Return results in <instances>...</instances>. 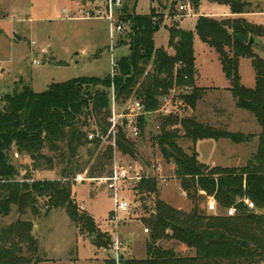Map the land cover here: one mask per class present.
<instances>
[{"label":"trees","instance_id":"1","mask_svg":"<svg viewBox=\"0 0 264 264\" xmlns=\"http://www.w3.org/2000/svg\"><path fill=\"white\" fill-rule=\"evenodd\" d=\"M165 0H151L163 8ZM198 10L203 0H187ZM225 5L236 15L264 12L262 2L252 0H208ZM136 5V4H135ZM135 7V6H134ZM172 11L176 3L169 7ZM129 53L116 61L115 74L105 77L82 76L52 83L37 92L30 85L4 93L0 109V264H39V238L34 233L37 218L53 209H63L82 234L88 233L95 246L108 249L112 235L102 230L95 218L75 201V177L98 178L112 173L115 152L135 158L138 150L125 125H118L112 145V94L118 107L132 100L144 105L146 114L162 107L171 92L195 109L207 88L197 86L196 35L214 47L230 81L229 91L236 106L251 112L261 127L258 148L245 165L211 166L199 160L197 143L202 139H229L241 143L248 137L241 132L214 127L195 116L160 114L162 123L156 136L164 160L175 165V176L182 191L192 199L190 211H183L160 197L156 176L145 175L135 195L146 203L155 195L151 214L143 218L150 232L146 257L121 254L119 264H262L264 261V58L248 43L249 37L264 35V27L244 17L218 19L201 15L195 30L179 22L168 26L167 47H156V34L163 27L165 14L151 10L128 14ZM172 50V51H171ZM250 58L256 73L255 87L242 83L239 67ZM189 87V90H185ZM146 114L137 118L141 134ZM94 134L93 139L89 138ZM193 143L188 151L181 138ZM14 154L28 155L30 163L21 176L12 162ZM60 168L57 178H36V172ZM214 197L223 213L210 214L202 207L206 197ZM253 206H249V203ZM235 209L230 215L229 210ZM17 217L5 221L7 215ZM174 240L194 250L180 255L162 242ZM107 264H117L114 257Z\"/></svg>","mask_w":264,"mask_h":264},{"label":"rangeland","instance_id":"2","mask_svg":"<svg viewBox=\"0 0 264 264\" xmlns=\"http://www.w3.org/2000/svg\"><path fill=\"white\" fill-rule=\"evenodd\" d=\"M260 1L252 0L257 4ZM62 2V0H0V109L4 105L2 101L4 93H13L26 85H30L37 92H43L52 83L65 82L72 78L112 75L114 67L112 58L117 61L119 57L129 53L131 23L127 17L133 10L139 14H146L153 9L159 14H165L163 27L156 35L158 47L168 44L167 27L179 22V15L187 14L186 10H180V5L187 4V0H165L166 5L163 8L156 3L152 5L151 0H124L119 11L120 21L124 23V32L114 38L117 40L112 52L109 20L104 16L84 14L86 10L92 11L95 1L83 0V11L74 13L75 16H79L78 18L67 16L64 11L65 4ZM173 3H176L174 11L168 8ZM261 6L264 7V4ZM188 10L193 15H188L181 20L180 24L183 28L195 30L194 23L199 16L228 13L229 7L203 0L200 9L195 11L190 3ZM257 11L254 13H259ZM216 18L226 19L227 17ZM250 18L257 22L252 23L264 27L263 13L251 15ZM259 39L264 43V35ZM195 46L200 78L207 86H213L214 90L207 89L208 93H205L206 96L198 102L195 109L179 102L176 96L178 91L171 92L162 100L160 110L146 114L144 133L141 134L140 130V134L135 135L131 128L125 126L129 138L137 146L138 155L132 158L120 151L115 152L114 155V160L124 165L138 166L142 168L145 175L156 176L160 182V197L183 211H190L193 203L190 196L182 191L180 181L175 176V165L164 160L160 147L156 143V136L161 131L160 114H166L165 111L168 108L181 118L195 116L198 120L214 127L241 132L248 137L247 141L241 143L231 142L225 138L215 141L199 140V160L213 167L245 165L249 157L257 151L258 134L261 132L256 117L251 112L236 106L235 98L229 91L230 81L225 76L216 49L206 45L198 35ZM255 51L264 58V48L262 50L255 48ZM240 73L244 86L255 87L256 73L250 58L241 59ZM124 108L125 106L115 105L116 112L121 116L125 113ZM125 121L132 126L137 123L136 118H126ZM179 144L188 151L193 150V143L184 137L179 140ZM30 161L26 154H14L12 157V162L21 169V176L26 173ZM59 176L60 168L36 172L35 175L36 178L42 179ZM76 184L73 188V197H77L75 201L95 213L102 228H108L110 212L113 213L116 210V205L107 186L89 180L82 183L76 182ZM121 196L132 204L130 212L119 211L118 225H111L110 231L102 230L109 232L113 240L119 237L123 241L121 251L128 257L145 258L150 232L146 231L143 218L151 214L155 195L147 198L146 203L140 199L139 195L129 190L121 192ZM208 202L207 196L202 201V207L208 213L224 212L219 208L215 212L209 210ZM16 217L12 213L4 220L9 222ZM34 231L40 239L41 256L48 259L41 264H106L107 257H114L113 244L108 249H99L93 244L88 233L80 232L63 209H53L50 213L43 214L35 224ZM162 244L167 248L173 247L183 256L194 253L193 249L174 240L163 241Z\"/></svg>","mask_w":264,"mask_h":264},{"label":"built area","instance_id":"3","mask_svg":"<svg viewBox=\"0 0 264 264\" xmlns=\"http://www.w3.org/2000/svg\"><path fill=\"white\" fill-rule=\"evenodd\" d=\"M95 6L92 7L91 10H86L84 14L86 16H104L106 19L110 22V32H111V38L112 42L110 44V50L113 52L115 49V41L117 39H114L116 36H119V34H122L124 32V23L120 21V15L119 11L122 8L124 4V0H94ZM262 4H264V0H261ZM190 7V3L187 2V4H181L180 10H186L187 14H181L179 15L181 17H185L188 15H192L190 11L188 10ZM264 13V12H263ZM112 62L114 64L112 76L115 74L116 70V59L112 58ZM186 91L189 90V87L184 88ZM175 92V91H174ZM112 103H113V110H112V118L110 119L112 124V133H113V141L112 145L115 146V137L117 135V128L118 125H125L128 126L133 130V134L139 135L140 130L139 127L136 124H129L126 123V118H138L140 115L146 114L144 111V105L140 103L138 100H132L125 106V113L123 116L118 114L115 109L116 105V98L114 97V93L112 94ZM179 102L182 104L184 103L183 100ZM185 104V103H184ZM166 114L174 113L172 111H169L167 108L165 111ZM165 114V115H166ZM123 117V118H121ZM94 134H90L89 138L93 139ZM145 176L144 171L142 168L138 166H132V165H124L123 163L114 160V165L112 168V173L109 175H104L102 177L98 178H89L82 174H77L75 177V181L77 182H84L85 180L89 181H97L99 184H103L107 186L109 189L111 195L114 197L116 210L113 212L115 213L114 216H112V221L115 222L116 225L119 223V211L123 212H130L132 208V204L125 198L121 196V192L125 190H129L135 194V189L142 180V178ZM249 203V201H247ZM137 204V203H136ZM135 206V204H134ZM249 206H252V203H249ZM217 207V203L214 199V197H209L208 202V208L209 210H215ZM235 209H230V214H234ZM146 231L149 232V229L146 228ZM113 250H114V259L116 260L117 264H119V259L122 254V246L123 241L117 237L113 241Z\"/></svg>","mask_w":264,"mask_h":264},{"label":"crops","instance_id":"4","mask_svg":"<svg viewBox=\"0 0 264 264\" xmlns=\"http://www.w3.org/2000/svg\"><path fill=\"white\" fill-rule=\"evenodd\" d=\"M63 2V4H65V6H64V11H65V14L67 15V16H71V18H78L79 16H75L74 15V13H81L82 11H83V8H84V2H83V0H62ZM219 5V4H218ZM201 7V6H200ZM200 9V8H199ZM261 13H263V12H261ZM261 13H254V12H249V13H245V14H242V15H236V14H233L231 11H230V8H229V12L228 13H223V14H215V13H212V15H208V16H214V17H219V16H225V17H227V18H229V17H233V16H238V17H244V18H247L249 21H251V22H255V23H257L256 21H254V20H252L251 18H250V16L251 15H260ZM264 14V13H263ZM193 15V14H192ZM187 16H185V17H181L180 18V22H181V20H184L185 18H186ZM196 25V22L194 23V26ZM193 30V29H192ZM158 34V33H157ZM156 34V35H157ZM196 37H197V35H196ZM196 37H195V40H194V46H195V44H196ZM155 45H156V47H158V45L156 44V37H155ZM207 45V44H206ZM162 47H167V48H169V46H168V44H167V46H162ZM195 49H196V46H195ZM172 51V50H171ZM243 59V58H242ZM241 61V60H240ZM196 62V61H195ZM196 65H197V62H196ZM240 69H241V62H240V67H239V72H240ZM197 70H198V65H197ZM240 76H241V73H240ZM242 77V76H241ZM196 79H197V86H200V87H205V88H207V89H209V90H214V87L213 86H207L206 84H205V82H203V80H202V78H200V73H199V70L197 71V76H196ZM242 80H243V77H242ZM209 90H207L206 91V94L208 93V91ZM206 94H205V96H206ZM211 140H213V139H211ZM215 141V140H214ZM199 143V142H198ZM197 143V151H198V144ZM199 158H200V156H199ZM80 183H82V182H80ZM77 185V184H76ZM90 194H91V192H90ZM74 197H76V196H74ZM77 198V197H76ZM81 206V205H80ZM81 208H83L85 211L87 210V208H84L83 206H81ZM217 210V207H216V209L215 210H212L213 212H215ZM89 213H91L92 215H93V217L95 218V220H96V222L98 223V225H99V227L101 228V229H104V230H107V231H110V229H109V227H111V225H115L116 226V224H115V222H113L112 221V212H110L111 214H110V217H109V222H108V228H102V226H101V224L97 221V219H96V216H95V213H92V212H90L89 210H87ZM39 218H41V217H39ZM39 218H37V220L35 221V224L37 223V221H38V219ZM34 230H35V225H34ZM33 230V231H34ZM112 231V230H111ZM34 233H35V231H34ZM35 235L37 236V234L35 233ZM37 238H39V237H37ZM39 245H40V239H39ZM40 248H41V246H40ZM100 249V248H99ZM41 252H42V248L40 249V256H41ZM124 254V253H123ZM41 258H42V260L40 261V263L39 264H41L42 262H46V260H48V259H46V258H44V257H42L41 256ZM107 264V263H106Z\"/></svg>","mask_w":264,"mask_h":264},{"label":"water","instance_id":"5","mask_svg":"<svg viewBox=\"0 0 264 264\" xmlns=\"http://www.w3.org/2000/svg\"><path fill=\"white\" fill-rule=\"evenodd\" d=\"M248 43L256 49L262 50L264 48L263 41H261L260 39L254 37V36L249 37Z\"/></svg>","mask_w":264,"mask_h":264}]
</instances>
